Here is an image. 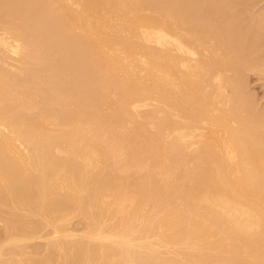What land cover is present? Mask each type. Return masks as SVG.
<instances>
[{
	"label": "bare ground",
	"instance_id": "obj_1",
	"mask_svg": "<svg viewBox=\"0 0 264 264\" xmlns=\"http://www.w3.org/2000/svg\"><path fill=\"white\" fill-rule=\"evenodd\" d=\"M250 1L0 0V264H264Z\"/></svg>",
	"mask_w": 264,
	"mask_h": 264
},
{
	"label": "rangeland",
	"instance_id": "obj_2",
	"mask_svg": "<svg viewBox=\"0 0 264 264\" xmlns=\"http://www.w3.org/2000/svg\"><path fill=\"white\" fill-rule=\"evenodd\" d=\"M248 1H250V0H248ZM251 2H253V4L251 3ZM248 4H252L251 6H249ZM247 4V7L249 6V7H251V8H247L248 10H250V13L252 12V19L251 20H253V21H255L256 22V20H259V18L257 17V15L255 16V14H258V13H260V11L262 10H264V0H251L249 3ZM258 4V5H257ZM253 5H254V9H253ZM247 10V11H248ZM252 10V11H251ZM259 10V12H257ZM261 11V12H262ZM246 12V11H245ZM244 14V13H243ZM248 14H249V12L247 13L246 12V18H248L249 16H248ZM254 14V15H253ZM244 15H242V17L243 18H245L244 17ZM254 18V19H253ZM258 18V19H257ZM251 20H249L250 21V23L249 24H251L252 26H254V28L256 27L255 25H257L255 22H253L252 23V21ZM251 31V30H250ZM252 32V31H251ZM262 33L264 34V31H262ZM56 51V50H55ZM57 52V51H56ZM53 54V53H52ZM54 55V54H53ZM57 55H58V57H59V54L57 53V54H55L53 57H57ZM57 59V58H56ZM55 59V60H56ZM59 59H60V57H59ZM58 59V60H59ZM68 68V67H67ZM69 69H70V71H71V73L69 72ZM67 70H68V72H67ZM66 72L70 75V74H72V69L71 68H68V69H66ZM67 74V75H68ZM253 75V76H252ZM252 75H250V77H249V79H247V83H246V86H247V89H248V91H249V93L253 96V98H254V101H255V105H256V109H258L259 111H263L264 110V80L263 79H260V80H257V79H259V76H256V75H254V74H252ZM252 76V77H251ZM256 76V77H255ZM260 78H262V77H260ZM252 79V80H251ZM259 101V102H258ZM73 112H75V111H73ZM72 113V112H71ZM70 112H69V114H71ZM81 115V114H80ZM84 115V114H83ZM83 115H81V116H83ZM81 116H79L78 117V115L75 117V118H77L78 117V119H81L82 117ZM81 117V118H80ZM154 117V116H153ZM85 118V116H83V118L82 119H84ZM144 122H145V120H143ZM144 122H142L143 124H145ZM137 126L139 125V124H136ZM142 125V124H141ZM145 126H146V124H145ZM134 128H136V129H134V131L136 130V132H139L138 134L139 135H143L142 137H144V136H148V135H150V133L153 131L150 127H147L146 126V131H145V129L144 128H142V126H138V127H136L135 125H134ZM137 128H142L143 129V132H145V133H140V130H138ZM148 128H150L151 130L150 131H148L149 129ZM147 131H148V134H147ZM76 225H74L75 227L74 228H77V227H79L78 225H77V223H75ZM78 233V232H77ZM38 241V240H37ZM35 241V244H37V246L38 247H40L41 245L40 244H42L43 245V242H44V240H41V241ZM42 242V243H41Z\"/></svg>",
	"mask_w": 264,
	"mask_h": 264
}]
</instances>
